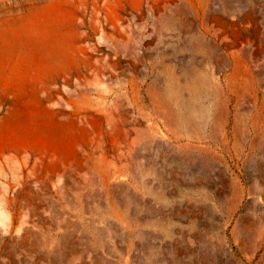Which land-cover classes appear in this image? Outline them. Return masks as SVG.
<instances>
[{"label":"rangeland","instance_id":"374dc122","mask_svg":"<svg viewBox=\"0 0 264 264\" xmlns=\"http://www.w3.org/2000/svg\"><path fill=\"white\" fill-rule=\"evenodd\" d=\"M0 264H264V0H0Z\"/></svg>","mask_w":264,"mask_h":264}]
</instances>
